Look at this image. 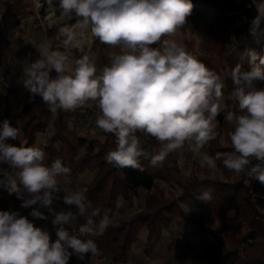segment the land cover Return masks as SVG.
<instances>
[{"label": "clouds", "instance_id": "1", "mask_svg": "<svg viewBox=\"0 0 264 264\" xmlns=\"http://www.w3.org/2000/svg\"><path fill=\"white\" fill-rule=\"evenodd\" d=\"M257 15L248 30V66L235 64L221 74L207 67L174 37L186 29L192 14V0H32L38 12L65 23L60 32L64 51L54 50L44 41L39 58L23 69V86L34 99L40 96L49 111H75L88 102L99 109L96 128L115 137L116 147L103 159L117 168L141 167L148 157L140 137L154 138L158 151L151 156L153 166L186 149L199 156V167L212 173L223 169L235 177H247L264 185V0H253ZM51 26V25H50ZM112 49L109 62L98 67L88 49L91 40ZM259 49V51L257 50ZM73 50L80 53L73 55ZM55 71L53 78L50 73ZM225 79L232 82L231 98L225 103ZM223 113L230 126L227 137L232 151L209 155L203 152L209 142L223 136L217 117ZM20 129L5 119L0 126V175L8 181L9 194L30 208L33 218L47 219L40 208L53 216L56 239L35 226L19 211L0 210V264H70L75 256L85 260L99 254L91 238L113 223L109 209L93 208L82 189L62 190L59 178L71 169L61 159L46 164L43 148L25 143L13 144ZM53 147L57 150L60 143ZM260 161V163H254ZM29 194L25 197L17 182ZM72 207L56 211L52 204L60 197ZM201 199L211 200V192ZM85 217L77 235L69 230L76 216Z\"/></svg>", "mask_w": 264, "mask_h": 264}, {"label": "trees", "instance_id": "2", "mask_svg": "<svg viewBox=\"0 0 264 264\" xmlns=\"http://www.w3.org/2000/svg\"><path fill=\"white\" fill-rule=\"evenodd\" d=\"M21 2L22 0H16L17 4ZM192 3V14L187 20L191 31L200 38V41L195 47L194 42L186 40V49L219 74L224 70L230 71L237 63L247 67L249 59L247 48L251 46V41L244 40L241 36L248 34L251 22L258 14L252 0H192ZM3 4L5 10L0 16V38L5 34V18L10 12L7 5ZM225 19L232 21L229 36L220 31ZM72 22L56 21L45 30V34L48 37L52 36L58 33L65 23ZM230 45L243 50L236 52L229 49ZM73 55L78 57L80 53L73 50ZM109 58L110 56H101L100 66L107 64ZM259 86L264 87V84ZM231 91L232 82L230 79H225V103L235 105L236 101L230 96ZM32 106L31 103L24 105L21 115L25 116ZM80 117L78 109L71 112L57 110L53 113L49 108L38 107L30 117L22 121L20 127L12 123L4 114L0 117V126L5 119H8L13 126L20 129L18 140L8 142L25 143L27 146L36 145L37 136L51 127L47 143L43 147L46 153L45 163L51 164L54 159L59 158L71 169L69 176L73 177L82 175L88 170L93 171L94 174L83 191L93 208L109 209L111 217L116 211L119 200L130 199L139 189L146 192L141 210L135 211L126 219L113 221L112 225L102 233L92 237H82L93 239L99 252L112 264H124L127 261L142 229H146L144 251L150 254L161 237V229L164 225L170 224L177 218L186 219L179 201L189 196H192L195 204L205 212L210 223H218L225 237L224 242L218 236H214L212 244L200 247L198 259L201 264H264V213L260 210V208L264 209V185L244 176L231 182L195 176L184 181L172 154L161 164L153 166L150 163L151 156L159 149V143L142 133L137 135L148 157L140 158L141 167L138 169L114 167L103 157L116 147L115 137L103 133L104 138L99 141L78 136L70 127V123ZM217 119L220 122L219 131L223 130L227 137L230 126L224 121V114L221 113ZM56 142L60 143L58 150L53 147ZM214 142L215 140L209 142V155L232 151L231 145L221 147L214 145ZM217 163L222 166L220 161ZM159 181L178 185L181 188L180 194L176 198L165 197L162 190L157 187ZM17 184L24 196L28 197L29 194L23 185L19 181ZM202 192H211V200L201 199ZM15 200H18L16 194H9L8 181L0 175V210L17 211L9 208V203ZM69 207L72 206L67 205V209ZM40 210L46 215L47 209L40 208ZM72 210L76 212L74 207ZM19 213L25 216L22 212ZM84 223L85 217L77 215L68 226L69 230L76 233L79 226ZM70 264H75L73 257ZM80 264L85 263L82 261Z\"/></svg>", "mask_w": 264, "mask_h": 264}, {"label": "rangeland", "instance_id": "3", "mask_svg": "<svg viewBox=\"0 0 264 264\" xmlns=\"http://www.w3.org/2000/svg\"><path fill=\"white\" fill-rule=\"evenodd\" d=\"M8 6L10 8H14V5H17L19 7H21V3H16V0H4ZM23 2H25L23 5L27 6L24 8L25 13H26V17L23 19H19V20H14L15 17L11 16V15H7L5 18V25H4V31L5 34L3 37L0 38V117L3 116V114L15 125H17L18 127L21 126V123L24 119H27L28 117H30L35 110L40 107V104L42 105H47L40 96H36L34 99L30 96V94L27 92L26 89H23L24 86L21 85L20 79L15 78L14 75V70H13V66L11 60H10V56L11 54H17L20 55L19 58H23L24 56L27 55V52L33 53L35 54L34 58L32 60H30L28 62V64H30L31 62H34L36 59L39 58V46L42 42L47 41L52 45V48L54 50H61L64 51L63 48V40H64V36L61 34V32L59 31V33L55 36L53 35L52 38H49L45 35V29L42 27V17L44 16L42 11H36L33 6H32V0H22ZM253 2V0H252ZM254 3V2H253ZM28 8L29 12L26 10ZM5 8L4 5H2L0 3V16L3 14ZM13 11L16 14H19L15 8L13 9ZM23 11V12H24ZM23 14V13H22ZM21 14V15H22ZM30 14V15H28ZM16 21V22H15ZM188 21V20H187ZM231 19H225L221 26H220V31L226 35L229 36L230 34V27H231ZM186 29H190L191 27L188 24V22L185 25ZM184 32L187 36V38L189 40H191L192 42H194L192 39V35H195L193 32L191 33V36L189 37L186 33V30L184 29ZM246 35L241 36L242 39L250 41V39L248 38ZM196 36V35H195ZM195 39V38H194ZM197 39V38H196ZM194 44V43H193ZM103 44H100L98 40L93 39V42L90 43L88 45V49L91 50V52L96 56L97 58V64L99 66V57H100V53L102 52L103 48H101ZM195 46V44H194ZM229 49H232L236 52H240L243 50V48L240 47H234L232 45L229 46ZM226 71V70H224ZM225 72H223L221 75L223 76ZM56 73L53 70V78H55ZM17 85V86H16ZM31 103L33 106L31 108V110L25 115L22 116L21 115V110L24 107V105ZM4 107V108H2ZM3 112V113H2ZM51 130V127L48 128V131ZM47 130L43 133V134H39L37 136V142H36V146H38L41 143V140L43 139L44 135L49 134ZM221 135L223 136V143H221L220 138L218 137L217 140H215L214 145L216 146H229L230 142L228 140L227 137L224 136V133L222 132V130L220 131ZM205 149H202L203 152H205ZM208 150V149H207ZM177 153V152H176ZM188 162L191 167H192V174L195 175H201V171L198 167L194 168L195 164H197V161H199V157L198 156H194V159L197 160H190V158L188 157ZM85 171L82 175L79 176H64V177H60L59 178V184L62 190L65 189H72L75 190L77 188L82 189L87 185V183L90 181V179L92 178L94 172L93 171ZM89 172V173H88ZM213 175L215 178L220 179V180H224V181H228L231 182L233 180H238V177H235L231 172H229L226 169H223V167H221V171L216 172V173H207L206 175ZM185 180L186 177L184 176ZM159 186V188H161L164 192V194L166 195L167 198H175V196H178L180 193L181 188L178 185H168V184H164L163 182L159 181L157 183V187ZM66 194V192L61 191L60 193H58L57 195L60 197L59 199L55 200L52 204V207L56 210V211H60L62 209H67V205L64 204L63 202V195ZM142 197H136V207L134 209H132L130 211V213L132 211H138L142 209ZM22 203L21 199L12 201L9 203V208L11 210H17L22 212L26 217H28L30 220L33 221V223L35 224V226L40 227L42 229L47 230L50 233V236L52 238V240L56 239V229L54 228V225L52 224V222H50L49 218L47 219H38V218H33L29 215V213L32 211L33 207L30 208H21L20 205ZM191 204V203H190ZM189 203L187 204H181L183 207L185 208H191L193 207L191 204ZM125 206V205H124ZM197 206V205H196ZM195 206V207H196ZM196 210L199 209L198 207L195 208ZM260 210L264 213V209L260 208ZM186 213V212H185ZM116 216V211L113 214V220H116L115 218ZM48 217V216H47ZM198 221H200V223L207 228V225H211L212 223L214 224L215 222L210 223L209 220L205 217H202L200 215V213L197 216ZM117 222V220L115 221ZM206 225V226H205ZM202 226V227H203ZM214 230L219 233L220 237L223 239V241H225V237L222 233V231L217 228L216 224L213 225ZM205 228L203 230H205ZM213 232V230H212ZM209 237V235H208ZM145 238H146V229H142L140 231V233L138 234L135 242H134V246L133 249L135 247H137V244L140 245L139 247H142L145 245ZM191 241V243L189 242ZM172 242L176 243V246L179 247V250L174 253V257L175 259L179 260L178 258L181 259V255L184 253L195 261L196 259V255L198 252L197 249V244L191 240L188 237H183L181 236L180 239H175L172 240ZM165 243V244H164ZM195 243V244H194ZM203 244H205V242H202ZM194 244V245H193ZM182 245V246H180ZM197 245V246H196ZM166 247V242L165 240H162L157 248V252L161 253L164 251ZM75 257V256H73ZM189 261V260H188ZM190 263H192V261H190Z\"/></svg>", "mask_w": 264, "mask_h": 264}, {"label": "crops", "instance_id": "4", "mask_svg": "<svg viewBox=\"0 0 264 264\" xmlns=\"http://www.w3.org/2000/svg\"><path fill=\"white\" fill-rule=\"evenodd\" d=\"M0 1H1L0 3L2 5H4L3 3H5L7 5V7L10 9V12L8 15L15 17L14 20H19V19L21 20V19L26 17L25 16L26 13L24 11L25 10L24 8L28 4L26 6H24L23 4L25 2L22 1L21 7H19L17 5L13 6L17 11H20V12H18V13H20V15H19V14H16L13 11L14 8L13 9L10 8L4 0H0ZM4 8H5V6H4ZM26 10L29 12L28 8ZM40 11H42L43 15L45 13H48L46 8H41ZM28 15H30V14H28ZM72 23H74V21ZM188 24H189V22H188ZM58 33H56L54 35L56 36ZM52 36H49V38H52ZM192 37H193L192 40L194 41V44L196 47L200 41V38L197 35L196 36L192 35ZM174 39H176L177 42H182L185 45V47H186V40H189L187 38L185 32H184V29L178 30ZM92 42H93V40H91L90 43H92ZM101 48H103V50L100 53V57L101 56H111V54L113 52L118 51V49H112L107 45H102ZM87 50H89V49H87ZM9 56H10L11 63L14 62V63H12L11 66L14 67L13 70H14L15 78L20 79L19 83L21 85H23V82H22L23 81V69L26 67L28 62L34 58L35 54L27 52V55L24 56L23 58H19L20 55H17V54H11ZM100 57H99V60H100ZM98 67H101L100 64ZM223 72L226 73L227 71H221L220 74H222ZM50 75L53 76V71H52V73H50ZM23 89H25V88H23ZM224 91H225V89H224ZM225 98H226V96H225ZM40 107L41 108H48V105L40 104ZM78 110H79V113L81 114V117L77 121L70 123V127L73 129V131L78 136L88 138V139L94 138V139H98L99 141H102L104 138L103 132L101 130H99L98 128H96V125H95V120H96V117L99 113V109L95 106L94 102H88L85 105H83L82 107L78 108ZM47 131H48V129H47ZM50 131H48V132L50 133ZM222 132L224 133L223 130H222ZM224 136L226 137L225 133H224ZM208 145L205 146L206 147L205 152H207L209 154V152L207 150ZM221 147H226V146L221 145ZM143 150L146 151L144 148H143ZM172 155L176 159L177 165L181 171V175H182V178L184 181H185L184 176L186 177V180H188L192 176H195L197 178H215L212 174L206 175L207 173H210V171L209 170L205 171L204 169H201L199 167L198 161H197V164H195L194 168L198 167L201 171V175H197V174L193 175L191 173L192 167L189 163H187L188 162L187 158L189 157L190 160H197V159H194V156H198V155H194L191 152H188L186 149L180 150L177 153H172ZM220 167H222V166H220ZM221 181H224V180H221ZM161 182H163V181H161ZM163 183L167 184L165 182H163ZM173 185H176V184H173ZM158 188H159V186H158ZM159 189L162 190L161 188H159ZM162 192H163V190H162ZM180 192H181V190H180ZM163 195L166 197L164 192H163ZM137 196L138 197L141 196L142 199L144 200V198L146 196V192L139 189L137 191V194L135 196H131L130 199H128V200L122 199V200H119L117 202L116 216H115L117 221L122 220V219H126L135 212V210H134L130 213V211L136 207V204H137L136 203V197ZM176 197L177 196H175V198ZM143 200H142V202H143ZM187 203L193 204L192 205L193 207L185 208L181 205V204H187ZM179 205H180L181 209L184 212H186L185 213L186 219L177 218L173 222H171L170 224L164 225L161 229V237L159 238L157 244L155 245L153 251L150 254L145 253L144 246L139 247L140 245L137 244V247H135L134 249L133 248L131 249V252L127 258V261L124 264H201L199 262V259H198V253L196 255L195 261L193 259H191L192 256L190 258L185 253H184V255L182 254L180 256L181 259L180 258H178L179 260L175 259L174 253H176L179 250V247H177L176 243L172 242V240L180 239L181 236H183V237L186 236V237L190 238L191 240H193L198 245V246L197 245L196 246H197V249L199 252L200 247L207 246V245H210L213 243V237L214 236H218L219 238H221L219 233H217L214 230L213 225L216 224L217 228H219V229H220V227H219L218 223L215 222L214 224L212 223L211 225H207V228H205L200 223V221H198L197 216L199 213L202 217L207 218V216H206L205 212H203L198 206H196L195 201H194L192 196L187 197L183 201H179ZM195 206L198 207L199 209L196 210ZM116 220H113V221L115 222ZM204 228H205V230H203ZM212 230H213V232H212ZM208 235H209V237H208ZM162 240H165L166 247H165L163 252L158 253L157 248H158V246ZM203 241L205 242V244L202 243ZM189 242L191 243V241H189ZM180 246H182V245H180ZM73 261L75 264L82 263V261L78 260L76 257H73ZM190 261H192V263H190Z\"/></svg>", "mask_w": 264, "mask_h": 264}, {"label": "built area", "instance_id": "5", "mask_svg": "<svg viewBox=\"0 0 264 264\" xmlns=\"http://www.w3.org/2000/svg\"><path fill=\"white\" fill-rule=\"evenodd\" d=\"M54 2L58 3V0H54ZM56 21H59L56 17L51 16L48 13H45L44 16L42 17V22H43L42 27L46 30L47 28H50ZM48 137H49V134L44 135L43 139L41 140V143L38 146L43 148L47 143ZM46 216H48L50 222H52L53 216L48 211H46ZM54 228L56 229V226H54ZM76 234L80 235L79 232H76ZM83 262L85 264H112L108 260V258L100 252L97 256L91 258V260H90V254H88L85 260H83Z\"/></svg>", "mask_w": 264, "mask_h": 264}]
</instances>
